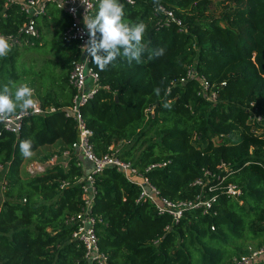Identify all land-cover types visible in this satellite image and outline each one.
Wrapping results in <instances>:
<instances>
[{"label":"trees","instance_id":"trees-1","mask_svg":"<svg viewBox=\"0 0 264 264\" xmlns=\"http://www.w3.org/2000/svg\"><path fill=\"white\" fill-rule=\"evenodd\" d=\"M160 1L175 9L183 27L156 23L153 0H121L130 21L148 25L144 63L130 66L118 58L102 72L90 60L100 73V86L82 112L98 153L128 140L122 155L142 170L165 163L146 174L175 200L194 198L201 187L192 182L208 169L215 174L209 180L215 200L207 211L189 207L173 220L150 200L137 201L139 185L117 167L94 172L92 210L105 219L98 235L108 259L92 264H232L250 245L264 244V0H221L226 5L220 14L209 11L214 0ZM56 8L50 3L46 18ZM24 19L19 4L0 0V33L18 37L9 40L12 50L0 58V87L26 83L43 106L57 109L26 115L19 133L0 124V181L5 179L3 194L0 186V264H87L84 244L73 236L78 223L71 219L85 203L79 156L73 151L67 165L56 162L31 172L24 169L27 160L19 151L26 139L33 140L36 152L58 141L69 147L77 138L76 120L65 107L75 92L69 81L73 60L82 52L77 41L62 38L71 19L62 10L58 44L73 58H45L61 68L51 85L43 84L41 69L28 78L18 59L20 47L29 45L19 33ZM161 47L163 56L148 58ZM191 67L209 78L217 100L199 93L200 80L187 77ZM157 86L159 97L153 92ZM53 153H45L43 160ZM229 183L241 188L239 196L228 192ZM252 264H264V258Z\"/></svg>","mask_w":264,"mask_h":264},{"label":"built area","instance_id":"built-area-1","mask_svg":"<svg viewBox=\"0 0 264 264\" xmlns=\"http://www.w3.org/2000/svg\"><path fill=\"white\" fill-rule=\"evenodd\" d=\"M126 1L134 3L136 0ZM8 2L19 4L22 12L25 14V19L19 28V33L23 34L27 41L30 37L40 36L38 18L47 14L50 3L55 4L59 9L67 12L71 17L69 24L62 33V38L65 41H77L80 47L88 39L86 29L82 22L87 6L82 4L80 0H8ZM87 3L91 5V7L88 8V13L94 15L99 0H87ZM160 3L163 5V10L159 12L155 10L153 5V10L158 17L156 23L162 21L173 22L183 27L184 21L182 17L176 13L175 9L169 7L162 1H160ZM0 35L5 36L9 40L18 41V37L13 34L0 33ZM86 55V53H82L81 58L73 60L69 81L75 88V92L71 103L65 107L66 115L72 116L76 120L77 138L73 141L71 146L55 151L44 161L31 164L32 166L30 169L32 171V169L36 168L38 171H43L56 162L67 165L73 151L79 156V163L83 165L84 173L78 180L82 181L85 203L83 208L71 217L73 221H77L78 223L77 228L73 232V236L80 239L84 244L87 264H92L93 262L106 263L108 259V253L102 251L100 248L98 235V226L100 223H105V219L102 215L95 214L92 210L96 192L94 172L109 166L117 167L118 170L123 172L127 179L139 185L140 194L137 201L141 199L150 200L160 213H170L173 216V220L182 217L185 210L189 207L202 206L205 208V211H207V209L212 206L215 195L213 194V185L209 180L214 178L215 174L205 169L204 176H200L192 182V185L200 186L201 191L194 198L175 200L164 195L160 188L152 182L150 177L146 174V171L151 168L162 166L165 163H151L145 170H142L135 164L132 158L122 155L120 144L128 140L124 139L117 143H112L105 152L98 153L92 141L94 131L87 125L81 107L94 95L97 88L100 86V73L90 64L91 58L86 57ZM187 77H195L200 80L202 86L199 92L200 94H204L207 98L213 100L218 99L217 91L206 75L200 74L194 67H191L188 70ZM182 80H185V77H182ZM34 95L33 99L36 101V109L29 110L28 112L18 111V113L11 118L10 122L4 124L7 129L19 133L26 115L34 112L45 114L46 112L57 109L54 105L43 106L40 98L36 96L35 92ZM84 162H89L92 165L91 168L86 170ZM1 181L0 186L3 194L5 179ZM227 189L228 192L235 197L239 196L242 192L241 188L236 183H229ZM157 241L158 240H155V242ZM263 258L264 244L259 246L250 245L245 253L234 258L232 264H252Z\"/></svg>","mask_w":264,"mask_h":264},{"label":"clouds","instance_id":"clouds-1","mask_svg":"<svg viewBox=\"0 0 264 264\" xmlns=\"http://www.w3.org/2000/svg\"><path fill=\"white\" fill-rule=\"evenodd\" d=\"M80 2L87 6L82 22L88 36L86 42L80 46V51L86 53V57H90L100 71L106 72L110 66L114 67L118 58H123L130 66L133 62L136 65L144 63L143 57L147 50L144 40L148 29L146 23L130 21L125 4L121 0H99L98 11L94 15L88 13L91 5L87 0ZM153 5L157 12L163 10L160 0H153ZM11 50L9 39L0 35V58H6ZM165 51L163 47L154 49L148 58H159ZM161 90V87L157 86L153 92L159 97ZM33 96L34 90L26 83L17 87L15 82L9 81L0 87V124L10 122L18 111L28 112L36 109ZM171 106L168 102L163 103L165 108L170 109ZM19 151L23 158L32 157L33 140H22L19 143Z\"/></svg>","mask_w":264,"mask_h":264},{"label":"rangeland","instance_id":"rangeland-1","mask_svg":"<svg viewBox=\"0 0 264 264\" xmlns=\"http://www.w3.org/2000/svg\"><path fill=\"white\" fill-rule=\"evenodd\" d=\"M225 5L226 3L224 1L214 0L210 5L211 8L209 11L215 12L216 14H220L221 11L224 9ZM61 14L62 10L56 8L54 13H52L50 16H47V18L45 15L40 16L38 22L41 24V37H30L28 41L26 40L27 42H29V45H24L20 47L21 51L18 59L20 64H23V67L25 66L29 71L28 74H26L27 77L33 79V76L36 74V69H41V71H43V76L45 80L43 84H53L52 82L56 77L57 72L61 70L60 66L56 65L54 62H45L46 57L66 61H69L73 58L70 52L59 48L60 45L58 44V42H62V39L60 38L59 32H57V27L63 21H60L59 19ZM65 21L68 22L69 18L65 19ZM36 40H38V42H46V44L33 45ZM21 42L22 41H20V43ZM35 80L37 81V79ZM39 83V85L42 84V82ZM34 92L38 97L35 89ZM129 145L130 144L128 141H123L120 144V147L122 148V150H124L129 147ZM54 147V149H39L38 151H36L32 157L26 159L27 161L26 163H24V169L31 171V169H29V167L31 168L32 166L31 163H33L34 161H36V163L41 162L45 153L52 151L55 152L62 149L63 143L60 145H55ZM141 147L142 146H138L135 153L139 152ZM84 166L85 169L88 170L91 168L92 165L89 162H84ZM34 171H38V169H32V172ZM251 242V244H254V241Z\"/></svg>","mask_w":264,"mask_h":264},{"label":"crops","instance_id":"crops-1","mask_svg":"<svg viewBox=\"0 0 264 264\" xmlns=\"http://www.w3.org/2000/svg\"><path fill=\"white\" fill-rule=\"evenodd\" d=\"M61 144V141L59 142H56L55 144H51V145H46V146H42V147H40L39 149H54L55 147V145H60ZM35 153V152H34ZM33 163H36V161H34ZM33 163H31V164H33ZM29 169H30V167H29Z\"/></svg>","mask_w":264,"mask_h":264}]
</instances>
